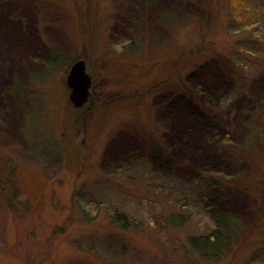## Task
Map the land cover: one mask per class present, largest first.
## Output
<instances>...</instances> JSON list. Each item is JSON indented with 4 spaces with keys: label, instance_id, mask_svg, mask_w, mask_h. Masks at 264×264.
I'll return each instance as SVG.
<instances>
[{
    "label": "rangeland",
    "instance_id": "obj_1",
    "mask_svg": "<svg viewBox=\"0 0 264 264\" xmlns=\"http://www.w3.org/2000/svg\"><path fill=\"white\" fill-rule=\"evenodd\" d=\"M136 5L0 0V31L32 51L1 88L0 264H263L264 1L143 0L125 13ZM252 13L261 32L242 26ZM78 60L91 76L79 107L67 82ZM208 81L216 103L194 92ZM182 98L227 132L235 167L219 176L233 241L212 256L191 243L214 227L194 155L208 135L165 122Z\"/></svg>",
    "mask_w": 264,
    "mask_h": 264
},
{
    "label": "trees",
    "instance_id": "obj_2",
    "mask_svg": "<svg viewBox=\"0 0 264 264\" xmlns=\"http://www.w3.org/2000/svg\"><path fill=\"white\" fill-rule=\"evenodd\" d=\"M142 1L143 0H135V3L137 4L136 8L133 6L132 10H125V13H136V10L138 11V5L140 7ZM256 5L257 3L250 8L255 13L257 12V10H255L257 7ZM239 15L242 16L244 14ZM245 18L248 23H243L242 26L244 27V30L253 26L254 31L261 32V26H258L259 24L257 25L259 22L257 15L254 16L252 13L249 18ZM26 45L27 43L21 44L20 41H14L11 35L6 32L2 34V31H0V112L2 111V113L4 105L1 97V88L7 78L5 73H8V71L12 69L14 64L19 59L24 58L32 53L31 49H29V46ZM42 54L45 55L46 50ZM43 58H46V56H43ZM194 86V92L197 96L208 98L212 100L213 103H216V99L219 97V84L215 83L214 81H208L207 83H195ZM179 100L183 101H179L178 104L171 107L165 122L168 123L169 117L172 120L179 118L180 121H178V123L181 122L183 126H186L185 123L192 120L194 122L188 124L187 128L192 130V133L196 138L199 137V132H194L197 128H199L204 134L206 133V135H208V143L205 145L206 151L203 158L200 160L201 155L197 151H195L196 153H194V155L197 161L204 162L203 166L206 168L205 172L208 173V176L203 178L200 177V181H203V183L207 186V189H205L207 191L204 192V197L201 204L204 207L205 213L213 222L214 227L207 235H203L201 238H191V243L197 251H200L205 255L208 253V256H212L213 249H220L227 245L229 247L233 241L234 232L231 230L232 223L230 221H232L234 218L227 209L230 207V195L234 192L228 186L222 185V180L219 176L221 174L234 173L235 167L233 163L227 160L222 153V146L226 141L225 136L227 132L218 133L215 131L213 126L214 118L210 115L207 117V111H205V113L201 109H197V104L190 100H186L185 98ZM198 146L199 144L195 140V144L192 145V148L196 149ZM209 172L215 173L217 176L215 174L211 175ZM114 217L118 220H121L123 225H128L129 223L128 218L124 217L120 212H115ZM262 262L264 264V257L261 258V263Z\"/></svg>",
    "mask_w": 264,
    "mask_h": 264
},
{
    "label": "water",
    "instance_id": "obj_3",
    "mask_svg": "<svg viewBox=\"0 0 264 264\" xmlns=\"http://www.w3.org/2000/svg\"><path fill=\"white\" fill-rule=\"evenodd\" d=\"M68 85L72 89L70 98L79 107L88 99L91 86V76L86 71V64L83 60L75 62L68 75Z\"/></svg>",
    "mask_w": 264,
    "mask_h": 264
}]
</instances>
